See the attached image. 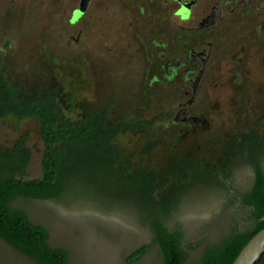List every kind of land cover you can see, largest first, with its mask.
Masks as SVG:
<instances>
[{"label": "rangeland", "instance_id": "rangeland-1", "mask_svg": "<svg viewBox=\"0 0 264 264\" xmlns=\"http://www.w3.org/2000/svg\"><path fill=\"white\" fill-rule=\"evenodd\" d=\"M10 1L0 0V65L18 92H54L63 106L70 99L73 121L107 111L110 126L152 122L148 130L127 128L113 140L133 155L132 171L162 177L180 161L190 163L178 180L165 176L162 198L177 197L171 212L159 216L169 231L181 234L185 264H202L209 248L256 230L253 211L241 199L253 187L255 157L264 170V0H253L248 18L236 12L220 27L196 33L182 30L193 23L173 11L176 0H101L78 45L82 28L64 29L61 20L62 13L67 23L78 18L81 0H25L29 5L20 15L24 5L15 0L12 11ZM215 1L199 0L193 22ZM258 6L262 12L255 11ZM208 43L214 47L195 95L199 62L165 77L163 61H186L190 49L208 51ZM250 134L256 142L243 137ZM17 145L30 152L26 179H40L44 147L35 118L0 121V151ZM104 187L47 200L19 197L10 206L45 228L49 245L67 251L69 264H163L155 218L136 183L119 176L106 179ZM0 264L37 263L0 239Z\"/></svg>", "mask_w": 264, "mask_h": 264}, {"label": "trees", "instance_id": "trees-1", "mask_svg": "<svg viewBox=\"0 0 264 264\" xmlns=\"http://www.w3.org/2000/svg\"><path fill=\"white\" fill-rule=\"evenodd\" d=\"M69 102L67 99L63 106L61 96L54 92H18L5 79L0 65V121L9 116L35 118L44 147L43 174L34 180L26 179L30 161V152L26 148L17 145L11 150L0 151V239L37 264H69L68 252L52 248L46 229L31 223L25 213L13 210L11 202L19 197L47 200L65 193L78 196L89 195L93 190L103 192L106 179L121 176L136 183L140 201L155 218L152 229L163 253V264H185L181 234L169 231L159 216L171 212L177 197L175 193L162 198V190L169 183L165 176L178 180L191 168L190 163L182 160L162 177L148 170L132 171L133 155L122 153L113 140L127 128L148 130L152 122L110 126L106 121L107 111L87 113L81 120L73 121L69 114L76 107ZM243 137L257 140L251 134ZM152 145L149 143L146 150L149 151ZM256 148L255 145L254 154ZM229 154L230 151L224 158ZM253 163L254 184L241 202L252 209L258 222L256 230L250 235L231 236L221 245L209 248L202 264H232L248 242L264 229V170L258 157ZM255 264H264V254Z\"/></svg>", "mask_w": 264, "mask_h": 264}, {"label": "flooded vegetation", "instance_id": "flooded-vegetation-1", "mask_svg": "<svg viewBox=\"0 0 264 264\" xmlns=\"http://www.w3.org/2000/svg\"><path fill=\"white\" fill-rule=\"evenodd\" d=\"M99 1L101 0H90L88 9H87V13L86 14H81L79 15L78 18H74L75 20H70L69 23H67V18L65 19V17L67 16V14H63V20H61V26L64 29H69L70 26H79L82 29L79 31L80 32V37L78 39L77 45L78 43H80L81 40H83V37L86 31L91 30V24L88 23L89 18H92V11L94 10L93 8L99 4ZM105 0H103L104 2ZM170 0H167V2ZM208 1V0H204ZM20 3H22L24 5V7H20L19 10L17 11L18 14L20 15V11H25V8L28 7L29 3L28 1H21L19 0ZM17 3L15 0H11L10 1V10L15 11V6H13V4ZM169 3V2H168ZM177 3V7L176 9L174 8V12H176V15H179V13H183V15H180L179 17H181V19L185 22H190L193 23L191 25V27H183L182 30L184 32H191V33H196L197 29L200 28L201 31H204L205 28L210 27L212 25V27H220L224 18L226 16H230L235 14L236 12H239V16L241 18H248L249 16L252 15V13L254 12L252 9V4H253V0H217L213 3H211L210 6H207L202 13L198 16V19L196 22H193L192 19V13H193V6H195L196 4L199 3V0H176ZM27 4V5H26ZM262 6H258L256 7L255 11L256 12H262L261 8ZM9 10V11H10ZM6 11V12H9ZM78 11V10H77ZM172 11V12H173ZM26 12V11H25ZM24 13V12H23ZM22 13V15H23ZM25 14V13H24ZM187 16V18H185V15ZM86 15L88 17V19L86 18ZM159 15V14H158ZM160 17V16H158ZM164 18H167L166 16H164ZM92 21V19H90V22ZM97 22H96V17H95V21H94V25L97 26ZM145 23L143 22V28H144ZM95 26V28H97ZM162 26V27H161ZM161 26H158L159 28H161V31L164 30L163 26L164 23H162ZM145 29V28H144ZM199 30V32H200ZM181 37V36H180ZM169 46L167 45L165 49H168ZM175 49V45L173 46ZM214 45L213 43H208V51L206 50H201L198 51L197 49L195 50V47L190 49L187 54L185 55V58L187 59L186 61L184 60V57H180V56H174L172 58H168L167 60L163 61L162 64L163 66V70L165 73V77L168 76H173L174 72H177L181 67L182 64L185 63H198L202 66L201 70L203 71L206 66L208 65V63L210 62L211 59V55H212V49H213ZM184 50L182 49V53ZM184 56V55H183ZM169 67V68H168ZM201 71V72H202ZM183 109V107L181 108Z\"/></svg>", "mask_w": 264, "mask_h": 264}, {"label": "water", "instance_id": "water-1", "mask_svg": "<svg viewBox=\"0 0 264 264\" xmlns=\"http://www.w3.org/2000/svg\"><path fill=\"white\" fill-rule=\"evenodd\" d=\"M90 0H81L80 8L76 12V15L85 13L88 9ZM76 19V18H75ZM204 70L200 73V77L197 79L194 89V95L196 94V86L202 77ZM180 117V115H179ZM179 120L178 118L176 119ZM264 254V229L257 233L248 244L242 249L239 255L236 257L232 264H255L261 256Z\"/></svg>", "mask_w": 264, "mask_h": 264}, {"label": "snow or ice", "instance_id": "snow-or-ice-1", "mask_svg": "<svg viewBox=\"0 0 264 264\" xmlns=\"http://www.w3.org/2000/svg\"><path fill=\"white\" fill-rule=\"evenodd\" d=\"M179 15H183V13H179Z\"/></svg>", "mask_w": 264, "mask_h": 264}, {"label": "clouds", "instance_id": "clouds-1", "mask_svg": "<svg viewBox=\"0 0 264 264\" xmlns=\"http://www.w3.org/2000/svg\"><path fill=\"white\" fill-rule=\"evenodd\" d=\"M184 15H185V18H187L186 14H184Z\"/></svg>", "mask_w": 264, "mask_h": 264}]
</instances>
